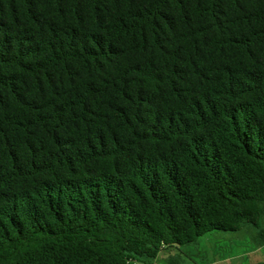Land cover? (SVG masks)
I'll return each instance as SVG.
<instances>
[{"label": "trees", "instance_id": "trees-1", "mask_svg": "<svg viewBox=\"0 0 264 264\" xmlns=\"http://www.w3.org/2000/svg\"><path fill=\"white\" fill-rule=\"evenodd\" d=\"M245 226L264 245V0H0V264Z\"/></svg>", "mask_w": 264, "mask_h": 264}, {"label": "rangeland", "instance_id": "rangeland-1", "mask_svg": "<svg viewBox=\"0 0 264 264\" xmlns=\"http://www.w3.org/2000/svg\"><path fill=\"white\" fill-rule=\"evenodd\" d=\"M259 238V231L251 226L237 233L213 231L180 249H167L144 264H258L264 262Z\"/></svg>", "mask_w": 264, "mask_h": 264}]
</instances>
